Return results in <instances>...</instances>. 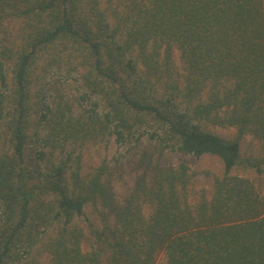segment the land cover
<instances>
[{
	"label": "trees",
	"instance_id": "trees-1",
	"mask_svg": "<svg viewBox=\"0 0 264 264\" xmlns=\"http://www.w3.org/2000/svg\"><path fill=\"white\" fill-rule=\"evenodd\" d=\"M9 19L22 21L25 33L19 46L0 47V125L9 120L10 134L8 150L0 136V264H15L19 247L38 246L48 264H104L100 252L82 250L75 222L88 204L100 207L103 226L94 234L111 264H155L160 252L166 264H264V194L233 174L239 166L264 173L241 150L246 133L264 141V0H0V23ZM56 45L86 53L87 86L106 103V124L89 116L87 134L114 123L122 139L152 124L148 134L164 149L217 156L224 174L212 197L189 204L186 165L155 167L154 181L139 178L124 205L104 163L85 176L69 177L62 162L50 164L42 181L30 172L29 71ZM175 48L181 75L173 71ZM154 78L161 99L147 93L157 92ZM206 121L237 127L238 135L206 131Z\"/></svg>",
	"mask_w": 264,
	"mask_h": 264
},
{
	"label": "rangeland",
	"instance_id": "rangeland-1",
	"mask_svg": "<svg viewBox=\"0 0 264 264\" xmlns=\"http://www.w3.org/2000/svg\"><path fill=\"white\" fill-rule=\"evenodd\" d=\"M94 16L96 13L91 14V17ZM23 27L24 24L20 20H2L0 47L19 46L24 39ZM173 58V71L181 75L184 71L183 61L177 48ZM89 63L86 53L82 50L73 46L56 45L41 52L31 65L30 116L25 147L28 170L36 171L42 176V181L52 163L62 162L69 177L79 172L82 176L92 174L104 163L108 166L105 179L113 189L115 201L124 205L139 178H145L148 184L154 181L155 167L178 168L186 165L192 176L187 191L189 204L195 206L203 195L210 199L215 179L224 174L223 164L217 156L196 157L164 149L158 141L149 136L151 130L156 129L152 124L148 128H135L130 133H125L122 139L118 138L114 123L105 125L97 137L86 133V125L90 124L89 116H97L100 126V122L106 124L104 115L107 112L103 98L87 86ZM10 65L12 66H8ZM7 75L9 83H12L11 69L7 68ZM175 77L177 75L174 74ZM152 84L157 92L150 89L147 92L149 97L163 98L164 90L158 85L156 78ZM8 121L0 125V136L5 150L9 149ZM202 128L226 139H233L238 135L237 127L213 121L202 123ZM241 150L245 159L260 161L261 168L264 169L263 140L246 133L241 139ZM233 174L248 178L264 194V173H257L254 168L239 166ZM97 207L86 205L85 217L77 219L75 223L84 233L82 250H96L101 253L104 264H111L108 247L100 245L94 234L95 230H101L103 226V216L101 210L99 211L100 207ZM144 212L146 216L150 215V208L146 206ZM109 220L112 224L115 223L114 216H109ZM52 233L53 230L49 232ZM41 251L40 246L33 249L19 247L14 263L48 264V254ZM166 262L165 253H158L155 264Z\"/></svg>",
	"mask_w": 264,
	"mask_h": 264
}]
</instances>
